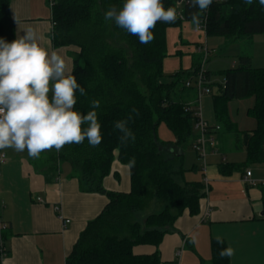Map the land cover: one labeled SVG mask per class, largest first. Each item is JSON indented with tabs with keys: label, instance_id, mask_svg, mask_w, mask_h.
Returning a JSON list of instances; mask_svg holds the SVG:
<instances>
[{
	"label": "trees",
	"instance_id": "1",
	"mask_svg": "<svg viewBox=\"0 0 264 264\" xmlns=\"http://www.w3.org/2000/svg\"><path fill=\"white\" fill-rule=\"evenodd\" d=\"M45 1L51 12L52 47L78 49L72 57V74L87 95L77 92L74 110L86 114L91 110V100L101 101L96 111L102 143L93 148L85 140L82 144L65 145L60 152L48 151L46 157L52 170L68 164L80 191L107 197L100 213L78 235L65 264H160L158 246L164 235L175 232L174 221L184 211L197 214L203 198L202 180L185 181L183 177L184 150L197 137L193 105L188 100L190 92L197 94L196 79L195 87L191 80L202 60L186 71L175 72L169 81H161L166 29L190 21V14L198 9L190 7L187 0H162L165 8L179 9L182 18L172 24L158 22L153 29L154 40L145 45L139 43L138 37L103 19L104 11L113 5L122 7L123 0ZM200 16L205 22V35L221 37L226 46L243 40L251 42L255 35L264 39V7L259 0H253L252 5H246L244 0H214ZM14 26L10 0H0V38L7 42L16 39ZM250 60L249 55H238L237 65L224 71L223 82L217 85L213 96L215 118L233 134L236 148L246 152L241 164L220 163L218 170L222 174L264 162V67L253 68ZM204 75L209 82L210 72L205 71ZM249 96L254 103L247 113L256 120V127L250 132L230 130L227 103ZM129 116L128 126L136 139L122 145L120 133L113 125ZM160 122L171 130L174 142L158 140L156 129ZM133 157L135 166L129 168ZM114 160L129 169L128 192L106 191L102 185ZM153 198L162 201L163 207L146 214L141 221L135 219ZM261 201L264 218V187ZM136 245H151L155 250L136 255L132 252ZM226 247L225 242L220 245L216 238L210 239V264L228 262L229 258L219 257V251Z\"/></svg>",
	"mask_w": 264,
	"mask_h": 264
},
{
	"label": "crops",
	"instance_id": "2",
	"mask_svg": "<svg viewBox=\"0 0 264 264\" xmlns=\"http://www.w3.org/2000/svg\"><path fill=\"white\" fill-rule=\"evenodd\" d=\"M44 1L10 0V15L12 19L15 17L20 21L19 26L15 22V37L23 35L21 30L26 25L33 26L42 37V46L49 51L57 50L72 67V57L78 49L74 46L52 47L51 12L50 9L45 10ZM250 64L252 66L251 60ZM252 125L249 122L247 128L241 130L231 122L230 130L250 132L254 129ZM218 131H221L220 127ZM212 136L215 138V135ZM221 139H214L215 146L221 147V153L220 150L209 152V157L217 156V161L205 169L208 189L205 191L203 185L199 212L190 215L184 211L176 218L175 232L164 235L158 246L160 264H172L178 250L180 264H210V239L218 235L227 247L235 250V255L226 264H264L261 201L264 162L251 163L253 168L247 164L241 171L222 174L218 170L219 164H241L245 155L234 157L232 153L245 152V149L236 148L234 138L229 145H222ZM4 153L6 160L0 164V217L7 225L4 243L7 255L0 264H65V258L78 235L86 223L100 213L107 197L100 193L80 191L66 163H62L58 170H52L46 162L48 151L42 152L38 159L29 157L26 150L15 152L5 149ZM246 170L251 172L250 179L255 182L254 185L242 181ZM102 185L106 191L128 192V167L114 160ZM65 219L69 223L63 227ZM154 250L151 245L132 248L136 255H148Z\"/></svg>",
	"mask_w": 264,
	"mask_h": 264
},
{
	"label": "clouds",
	"instance_id": "3",
	"mask_svg": "<svg viewBox=\"0 0 264 264\" xmlns=\"http://www.w3.org/2000/svg\"><path fill=\"white\" fill-rule=\"evenodd\" d=\"M187 2L198 9L190 14V21L200 31V14L206 13L214 0ZM244 2L252 5L253 0ZM259 4L264 7V0H259ZM178 18L182 16L177 8H165L162 0H123L122 7L113 5L103 14L105 22L114 23L145 45L154 40L153 29L158 22L172 24ZM14 20L19 26L20 21L15 17ZM21 31L23 35H16L12 42L0 38V154L5 149L26 150L29 157L38 159L42 152H60L65 145L82 144L85 140L90 147H98L103 139L96 111L101 101L91 100V110L86 114L74 110L77 92L80 96L87 92L72 74L69 62L57 50L42 46V37L33 26L26 25ZM129 120L131 116L113 125L120 133L122 145L136 139ZM134 166L133 157L128 167ZM216 241L224 243L219 235ZM234 255L231 246L219 251L221 259Z\"/></svg>",
	"mask_w": 264,
	"mask_h": 264
},
{
	"label": "rangeland",
	"instance_id": "4",
	"mask_svg": "<svg viewBox=\"0 0 264 264\" xmlns=\"http://www.w3.org/2000/svg\"><path fill=\"white\" fill-rule=\"evenodd\" d=\"M46 11H49V6L43 3ZM178 14L180 13L177 10ZM165 57L162 60V77L161 81H169L171 75L177 71H186L192 67L194 62L202 60L205 55V60L203 61L202 70L210 72V81L208 85V93L203 91L200 95V102L197 103V94L189 93V101L192 105H200L202 116L204 120L209 122V126L214 127L218 124L221 131L212 130L214 139H222L221 144L229 145L233 140L230 132L224 130V126H220L217 119L214 116L213 111V96L216 94L215 89L217 85H221L224 79V71L236 66L238 63V55L246 54L251 56V63L253 67H264V40L260 35H255L251 42L248 40H243L235 42L230 45H225L224 41L219 36H206L204 28L201 26L200 31L195 30V26L190 21H183L178 26H170L165 32ZM195 78L192 77L191 84H194ZM254 103V98L252 96L246 97L244 99H233L227 103V116L230 122L235 124L238 129L245 130L247 128V123L251 122L253 125L252 129L256 127V120L250 117L247 113L248 107L252 106ZM194 133L196 130L194 129ZM156 135L159 141L172 143L175 138L171 130L167 127L164 122H160L156 129ZM218 142V140H217ZM218 144V143H216ZM216 151L220 150L221 147L213 145ZM210 147H207L206 156V167L210 168L216 164V157H209ZM225 150V149H224ZM227 156H231L228 154ZM246 152L239 151L236 154L232 153V156L242 157ZM202 161L193 149L192 146H186L184 150V169L183 177L185 181H197L203 178L201 172ZM253 168V164H250ZM163 202L158 199H151L147 207L135 216V219L141 221L142 218L150 213L157 212L163 207ZM204 264H209L205 262Z\"/></svg>",
	"mask_w": 264,
	"mask_h": 264
},
{
	"label": "built area",
	"instance_id": "5",
	"mask_svg": "<svg viewBox=\"0 0 264 264\" xmlns=\"http://www.w3.org/2000/svg\"><path fill=\"white\" fill-rule=\"evenodd\" d=\"M204 23H205L204 20H202V22H201L202 27H204ZM204 60H205V55L202 59V64H201V66H200V68L197 71L196 76H195L196 91H197V99H196L197 103L200 102L201 93L203 91L208 93V91H209L208 86H207L209 84V82L205 78V75H204L205 71L202 70ZM186 85L188 86L189 82H187ZM192 114L195 118V122H194L193 126H194V129L196 130V133H197V137H196L194 143L192 144V147L202 161V164H201V172L203 175L202 181H203V185H204V190L207 191L208 179L205 175L206 156L208 154L207 147L209 146L211 149L213 148V150H210V152H212V153L216 152V149L213 146V145H215L214 137L212 136L211 133H212L213 129L218 130L219 127L218 126H214V127L209 126V124L204 120V118L202 116V111H201L200 105H197V106L193 105ZM0 155H2V158H0V164H2L6 160V155H5V153L0 154ZM250 176H251V172L249 170H246L244 176L242 177V181L248 185H254L255 182L250 179ZM0 208H1V204H0ZM68 223H69V220L65 219L63 221V227H65ZM6 228H7V225L2 221V219L0 217V263L7 255V250H6L5 244H4L5 243L4 233H5ZM179 258H180V251L178 250L176 252V260L172 264H180Z\"/></svg>",
	"mask_w": 264,
	"mask_h": 264
}]
</instances>
